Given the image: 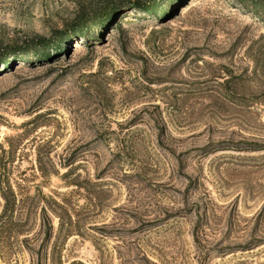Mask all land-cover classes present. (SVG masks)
<instances>
[{
	"label": "rangeland",
	"instance_id": "obj_1",
	"mask_svg": "<svg viewBox=\"0 0 264 264\" xmlns=\"http://www.w3.org/2000/svg\"><path fill=\"white\" fill-rule=\"evenodd\" d=\"M78 1L0 0V45H59ZM167 6L124 4L50 59L5 54L0 166L22 222L0 229V264H264V149L248 150L264 23L236 0Z\"/></svg>",
	"mask_w": 264,
	"mask_h": 264
},
{
	"label": "trees",
	"instance_id": "obj_2",
	"mask_svg": "<svg viewBox=\"0 0 264 264\" xmlns=\"http://www.w3.org/2000/svg\"><path fill=\"white\" fill-rule=\"evenodd\" d=\"M173 0H79L73 17L67 21L65 29L55 31L54 37L58 43H66L70 37L95 38L101 36V30L110 26L116 21L122 6L142 11L148 16L163 19L170 14V9L166 8L167 3ZM176 1V0H175ZM181 0H177L180 2ZM245 8H250L249 12L257 16L264 23V0H236ZM101 32V33H100ZM97 34V35H96ZM31 44H20L14 40L0 45V66H8V56L12 53L14 60L29 59L36 57L39 61L50 59V47L54 49L61 48V45H55L45 37L32 39ZM10 50L11 52L7 53ZM6 52V53H5ZM9 54V55H5ZM248 150L258 151L264 149V145H254ZM0 229L15 226L22 222V217L17 214L19 195L16 194L12 185L2 179V168L0 166Z\"/></svg>",
	"mask_w": 264,
	"mask_h": 264
}]
</instances>
